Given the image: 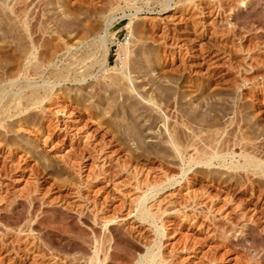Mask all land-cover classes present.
Returning <instances> with one entry per match:
<instances>
[{
  "label": "rangeland",
  "instance_id": "obj_1",
  "mask_svg": "<svg viewBox=\"0 0 264 264\" xmlns=\"http://www.w3.org/2000/svg\"><path fill=\"white\" fill-rule=\"evenodd\" d=\"M263 170L264 0H0V264H264Z\"/></svg>",
  "mask_w": 264,
  "mask_h": 264
},
{
  "label": "bare ground",
  "instance_id": "obj_2",
  "mask_svg": "<svg viewBox=\"0 0 264 264\" xmlns=\"http://www.w3.org/2000/svg\"><path fill=\"white\" fill-rule=\"evenodd\" d=\"M28 17H27V14L25 15V17H24V20H23V25H24V28L26 29H28L29 28V24H30V21L27 19ZM105 43V44H104ZM104 51H105V56H104V59L106 60V61H108L109 62V60H107L108 59V55L110 54V46L109 45H107V42L104 40ZM123 50V49H122ZM121 50V51H122ZM126 50V49H125ZM124 50V51H125ZM33 53V52H32ZM28 55V54H27ZM30 60V59H29ZM71 67V66H70ZM29 68V67H28ZM71 70V69H70ZM28 71V70H27ZM28 73V72H27ZM71 74V73H70ZM69 74V75H70ZM66 76V75H65ZM70 77V76H69ZM79 81V80H78ZM36 91V90H35ZM35 91H34V93H35ZM34 93H32V94H34ZM36 93H37V96H38V92L36 91ZM35 93V94H36ZM45 93H46V95L45 96H39L40 97V99L39 100H37L35 103H33V105H40V104H42V103H44L45 102V100L48 98V99H51L52 97H53V95H52V91L50 90V89H48V90H46L45 91ZM34 94V95H35ZM40 95V94H39ZM22 96V95H21ZM29 96V95H28ZM39 97H37V98H39ZM22 98V97H21ZM24 98H27V97H24ZM31 99H32V96L30 97ZM29 99V98H28ZM150 102H152V103H155V101H154V98H152V97H150ZM28 101H30V99L28 100ZM20 102V101H19ZM8 104V103H7ZM28 108V107H27ZM26 108V109H27ZM7 109V108H6ZM2 121V120H1ZM3 122V121H2ZM180 150V149H179ZM180 152V151H179ZM205 154V153H204ZM201 155V154H200ZM246 155V154H245ZM202 156V155H201ZM205 157V156H204ZM216 157H218V155L217 154H212L211 155V153H210V156L208 157L207 156V158H203V160H201L202 162H204L205 164H211V160H213L214 158H216ZM245 157H247V156H245ZM254 157V156H253ZM258 157V156H257ZM246 161V165H244L243 167H246V169H247V167L249 166H253V167H255V168H259V167H261V163H259V162H256L253 158H252V156H250V154H249V156H248V158L247 159H245ZM258 161H260V160H258ZM201 163V162H200ZM244 163V162H243ZM241 164V163H240ZM243 165V164H242ZM242 165H235L236 167H242ZM234 166V167H235ZM263 169V168H262ZM264 171V170H263ZM264 173V172H263ZM176 182H179V181H177L176 180ZM162 188H164V186H162ZM158 189H160V188H157V191H158ZM156 190V189H155ZM145 198V197H144ZM143 199V198H142ZM144 200V199H143ZM144 203V201H141V204H143ZM140 204V205H141ZM143 212V211H142ZM141 215H142V213H141ZM142 219H147V217H146V215L144 214L142 217H141ZM140 218V219H141ZM149 219V218H148ZM99 256L97 255V258H96V260H95V262H97L96 264H102L101 263V261H100V259L101 258H98ZM150 257V261L148 262V263H146V264H155V263H157L158 261H157V256L154 254V253H151V255L149 256ZM146 258V257H145ZM94 259V258H93ZM93 259L89 262L90 264L91 263H93L94 261H93ZM102 260V259H101Z\"/></svg>",
  "mask_w": 264,
  "mask_h": 264
}]
</instances>
